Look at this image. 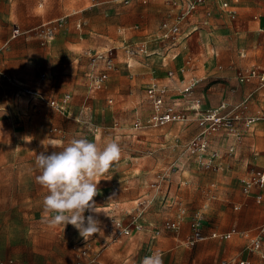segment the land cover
I'll return each instance as SVG.
<instances>
[{"label": "rangeland", "instance_id": "374dc122", "mask_svg": "<svg viewBox=\"0 0 264 264\" xmlns=\"http://www.w3.org/2000/svg\"><path fill=\"white\" fill-rule=\"evenodd\" d=\"M172 1L47 0L42 8V0H0V262L142 264L152 247V254H162L163 264L232 259L264 264L249 251L250 240L264 226V203L244 192V182L264 168V90L247 84L234 88L235 67L264 66V37L255 22L264 18V0H229L234 18L216 0H207L198 15L210 12V25L193 32L175 61L176 52L165 54L160 38L162 25L178 15ZM60 19L65 30L45 43L43 25ZM16 24L20 35L13 38ZM144 42L148 53L149 46L157 53L131 59L134 68H128L126 48ZM109 51L114 68L95 90L92 76L101 72V56ZM187 60L193 68L185 66ZM169 69L174 75L168 78ZM193 77L199 80L193 92L203 94L209 106L228 101L231 112L244 119L261 118L255 128L240 126L234 136L221 130L201 158L189 148L201 134L194 116L163 128L148 124L147 87L166 86L168 102L176 97L186 102L183 90ZM25 88L59 103L66 95L70 100L64 111L58 110L27 95ZM260 110L263 115H256ZM137 121L142 122L139 130ZM73 138H87L101 148L115 140L122 149L94 197L103 235L86 239L71 224L49 223L42 208L47 190L36 182V154L54 151L52 140L66 144ZM180 208L186 214L177 232L168 222ZM198 212L207 234L235 229L246 237L209 238L189 246ZM120 222L130 235L117 234Z\"/></svg>", "mask_w": 264, "mask_h": 264}, {"label": "built area", "instance_id": "2783aa9c", "mask_svg": "<svg viewBox=\"0 0 264 264\" xmlns=\"http://www.w3.org/2000/svg\"><path fill=\"white\" fill-rule=\"evenodd\" d=\"M125 5H129L132 0H120ZM207 0H173L172 4L174 8L178 11V15L175 20L172 22H165L161 27L160 38L162 40H168L173 44H176L179 39L190 36L193 32L197 31L203 26L210 25V12H206L204 17L195 23H191L194 17L198 14L200 7L206 3ZM220 5L222 10H224L230 17L234 18L236 12L231 9L229 0H216ZM191 24L193 30L186 31L185 25ZM81 27V24L78 26ZM65 30V19H60L56 24H46L43 25L41 31V37L45 43H52L57 35ZM187 32V33H186ZM261 32L264 34V27L261 28ZM20 35V29L16 28L13 33V38H16ZM126 54L129 57H135L138 55H149L148 48L146 44H141L138 46H129L126 48ZM113 53L109 51L105 56H101L103 59V69L101 72L93 77V88L101 89L103 84L107 81L109 77V72L113 70ZM191 61H187V65H190ZM129 66V63H128ZM170 77L174 75V72L170 71L168 73ZM45 78V76H43ZM236 80L239 84H257L259 88H264V67H251L246 69H239L236 73ZM199 83V80L193 79L190 84L185 87L184 94L192 95L195 87ZM24 92L39 100V102L52 105L58 110L64 111L65 106L70 100V96L66 95L62 101L59 103L56 100L48 98L44 94L25 88ZM149 99L151 100V114L148 119V124L155 128H163L171 123H180L188 119V112H194L198 117V125L201 129V134L190 143L189 148L193 154H197L200 158L209 153L210 150V139L221 130L226 132L233 133L236 129L238 122L242 120V114L239 112H231L230 106L227 103H222L215 108L202 109L203 102L201 100H196L193 104H190L189 107L183 108L180 102H168L167 101V87L158 86L157 84L151 85L147 89ZM260 116L252 117L245 120V126L249 128L253 124H256L260 121ZM136 130L142 128V122L137 121L134 124ZM216 155L211 156L213 160ZM211 163H208L207 166H210ZM177 169L175 168L174 171ZM244 187V192L247 196L253 195V190L257 189L259 191L264 190V168H261L255 171L252 176L246 180ZM255 201L257 204L264 202V195L258 193L254 195ZM186 214V210L180 208L177 218L171 222H168V228L179 231L181 228V223L183 217ZM203 213L198 212L192 220L191 223V234L188 237V245L193 247L199 243L206 242L209 238L228 241L233 238L235 235H240L246 237V234L237 232L235 229L225 232H212L211 234H206L202 229ZM142 228V226H139ZM117 234L121 235H130V231L126 230L123 227V224L120 222L117 227ZM249 251L256 253L260 259L264 260V226L260 229L259 234L250 240ZM87 251L82 252V256L85 257ZM151 255V248L148 251V255ZM0 264H14L13 260H7L0 262ZM77 264H84L82 261H79ZM222 264H251L249 260H236L232 259L229 261H223Z\"/></svg>", "mask_w": 264, "mask_h": 264}, {"label": "clouds", "instance_id": "9594fccd", "mask_svg": "<svg viewBox=\"0 0 264 264\" xmlns=\"http://www.w3.org/2000/svg\"><path fill=\"white\" fill-rule=\"evenodd\" d=\"M49 145L54 151L36 154L35 160L40 170L36 182L47 190L42 208L49 223L64 228L71 224L84 239L103 235L94 197L100 181L121 159L120 145L111 140L101 148L87 138H73L66 144L52 140ZM142 264H163L162 254L154 252Z\"/></svg>", "mask_w": 264, "mask_h": 264}, {"label": "crops", "instance_id": "0c3cea01", "mask_svg": "<svg viewBox=\"0 0 264 264\" xmlns=\"http://www.w3.org/2000/svg\"><path fill=\"white\" fill-rule=\"evenodd\" d=\"M236 1H238V0H236ZM46 2H47V0H42V5H41V7L42 8H44V6H45V4H46ZM74 11V10H73ZM198 14H199V12H198ZM196 15L195 17H194V19L192 20V22L191 23H195V22H197V21H200L201 19H202V15L200 16V15ZM255 21V20H254ZM255 22H258L259 23V34L261 33L262 34V36L264 37V34L261 32V28H263L264 27V18H262L261 20H257V21H255ZM80 25V24H79ZM78 25V26H79ZM17 28H19L20 29V26L19 25H15ZM187 26H191L192 27V25L191 24H187ZM204 27V26H203ZM137 28V27H136ZM202 28V27H201ZM200 28V29H201ZM185 30L187 31V29L185 28ZM188 32V31H187ZM186 32V33H187ZM193 34V33H192ZM192 34L190 35V36H188V37H186V35H184V37L183 38H181V39H179L178 40V42L176 43V44H173L172 42H170V41H168V40H162L161 42L163 43V51H164V53L165 54H167L168 56L173 52V50H174V52H176V55L171 59V61H175L181 54H182V52H184L187 48H188V40L191 38V36H192ZM12 37H13V35H12ZM56 40V39H55ZM54 40V41H55ZM145 43V42H144ZM185 43V45L183 46V44ZM149 49H150V53H149V55L148 56H146V57H151L152 55H154V54H156L157 53V50H153L152 49V47H150L149 46ZM125 54V53H124ZM168 56L166 57V58H168ZM216 56H219V53H217L216 54ZM143 57L144 56H142V55H138V56H135V57H129L127 54H126V59H125V65L128 67V68H134L133 66H131V64H130V62H129V60L130 59H133V60H135L136 58H138V59H143ZM241 57L242 58H247V56L246 55H243V54H241ZM163 60V62L165 63V60L164 59H162ZM187 61H189V60H187ZM187 61L185 62L186 64H185V66L187 65ZM191 61V64L190 65H187L188 67H191V68H193L194 67V63L192 62V60H190ZM128 63H129V66H128ZM168 64H165L164 66H167ZM251 67H257V68H259V67H264V66H255V65H253V66H251ZM250 67V68H251ZM220 68H222V67H220ZM240 69H246L245 67H239ZM103 69V68H102ZM235 69H237V70H239L238 69V67H235ZM170 71H172V72H174L173 70H171V69H169L168 70V73L170 72ZM235 74H236V70H235ZM170 76L168 75V78H169ZM196 77H193L192 78V80L193 79H195ZM201 80V79H200ZM234 80H235V83H234V88H235V91L236 90H238L241 86H245L246 84H239L238 82H237V80H236V76H234ZM153 85V84H152ZM250 85H254V86H256V87H258L259 88V86L257 85V84H255V83H253V84H247L246 86H250ZM151 86V85H150ZM150 86H148L147 88H149ZM259 89H263L264 90V88H259ZM177 98H179V97H176V99L175 100H180L181 101V99H177ZM188 101H186V102H180V104H182V106H183V108H186V107H189V105L190 104H193L196 100H201L202 102H203V104H202V109H208V108H215V107H217V106H219L220 104H222V103H227L229 106H230V104H229V102L228 101H224V102H221V103H219L218 105H216V106H209L208 105V100H207V98L203 95V94H197V93H195V92H193V94L192 95H188ZM175 100H173L174 102H175ZM172 101V102H173ZM151 110H152V106H150V111H149V116L148 117H150V114H151ZM188 115H192V116H194L195 117V119L197 120L198 119V117L195 115V113L194 112H188ZM256 115H263V110H260V111H258L257 113H256ZM245 120L246 119H244L243 117H242V120L240 121V122H238L237 123V125H236V129H235V131L233 132V133H231V132H226V133H229V134H233L232 136H234V135H236V134H238L239 133V127L240 126H245ZM243 123V124H242ZM257 124L258 123H256V124H253L252 126H250L249 127V129H253V128H255L256 126H257ZM246 127V126H245ZM247 128V127H246ZM214 138H215V136H214ZM237 138V140H239V138L238 137H236ZM212 142V141H211ZM211 142H210V144H211ZM258 193H262L263 195H264V190H262V191H259V190H257V189H254L253 190V195H251V196H248L249 198H251V199H253L254 201H255V197H254V195H256V194H258ZM256 202V201H255ZM264 203V202H263ZM262 204V203H261ZM236 209H238V207H236ZM214 231V230H213ZM178 232V231H177ZM205 232V231H204ZM206 233V232H205ZM212 232H210V233H208V234H211ZM207 234V233H206ZM151 249H152V247H150ZM149 248V249H150ZM149 251V250H148ZM147 255H148V252H147ZM151 255H152V253H151ZM245 260H249V259H245Z\"/></svg>", "mask_w": 264, "mask_h": 264}, {"label": "bare ground", "instance_id": "6f19581e", "mask_svg": "<svg viewBox=\"0 0 264 264\" xmlns=\"http://www.w3.org/2000/svg\"><path fill=\"white\" fill-rule=\"evenodd\" d=\"M174 56H175V55H174ZM174 56H173V57H174ZM166 60H167V59H165V61H166ZM129 62H130L131 65L135 64L134 61L131 60V59L129 60ZM166 62H167V61H166Z\"/></svg>", "mask_w": 264, "mask_h": 264}]
</instances>
